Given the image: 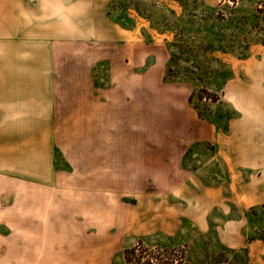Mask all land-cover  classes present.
<instances>
[{
    "label": "rangeland",
    "instance_id": "obj_1",
    "mask_svg": "<svg viewBox=\"0 0 264 264\" xmlns=\"http://www.w3.org/2000/svg\"><path fill=\"white\" fill-rule=\"evenodd\" d=\"M107 12L122 39L54 50L61 73L50 129L57 168L81 186L83 174L103 173L99 164H135L136 179L119 172V202L157 216L165 206L145 175L169 187L177 179L179 194L167 205L177 218L132 221L146 235L124 249L121 264L241 259L243 252L232 255L219 244L223 213L241 216L248 241L264 238V202L220 203L209 185L224 181V164L239 162L254 192L264 168V124L249 122L239 107L253 103L264 82V0L222 8L219 0H108ZM95 87L102 89L98 99L89 91ZM37 157L28 150L21 161ZM149 163L173 170L147 172ZM149 189L152 202L142 198ZM35 254L19 247L0 252L15 264H31Z\"/></svg>",
    "mask_w": 264,
    "mask_h": 264
},
{
    "label": "crops",
    "instance_id": "obj_2",
    "mask_svg": "<svg viewBox=\"0 0 264 264\" xmlns=\"http://www.w3.org/2000/svg\"><path fill=\"white\" fill-rule=\"evenodd\" d=\"M107 1L0 0V252L18 247L32 251L36 254L31 264H121L124 249L146 235L132 221L177 218L167 208L168 198L179 194L177 179L169 187L168 182L145 175L150 189L152 183L159 188L165 209L158 216L153 211L135 214L129 202H119L123 194L119 172H131L136 179L135 164H99L103 173L83 174L87 181L81 186H72L73 174L64 176L55 164L50 129L57 122L61 73L54 65V50L60 44L122 39L107 12ZM89 89L91 98L102 96L98 95L102 89ZM256 91L253 103L239 107L249 122L264 124V82ZM33 149L38 157L24 164L22 158ZM152 167L173 170L169 163H149L147 172ZM246 168L239 162L224 164V181L214 179L209 194L224 204L231 198L239 205L264 202V168L254 177L256 189L250 193ZM150 189L142 198L152 202L155 195ZM217 229L221 248L232 255L243 252L242 258L194 264H264V238L248 241L240 215L225 211ZM0 264L15 263L0 255Z\"/></svg>",
    "mask_w": 264,
    "mask_h": 264
},
{
    "label": "built area",
    "instance_id": "obj_3",
    "mask_svg": "<svg viewBox=\"0 0 264 264\" xmlns=\"http://www.w3.org/2000/svg\"><path fill=\"white\" fill-rule=\"evenodd\" d=\"M238 3V0H219V6H233Z\"/></svg>",
    "mask_w": 264,
    "mask_h": 264
},
{
    "label": "trees",
    "instance_id": "obj_4",
    "mask_svg": "<svg viewBox=\"0 0 264 264\" xmlns=\"http://www.w3.org/2000/svg\"><path fill=\"white\" fill-rule=\"evenodd\" d=\"M159 264H162V263H159Z\"/></svg>",
    "mask_w": 264,
    "mask_h": 264
}]
</instances>
